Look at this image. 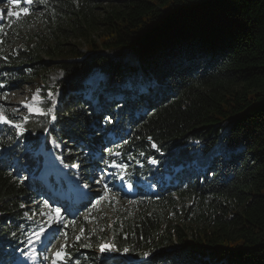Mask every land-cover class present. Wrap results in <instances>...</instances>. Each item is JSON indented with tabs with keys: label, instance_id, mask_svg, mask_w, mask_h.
<instances>
[{
	"label": "trees",
	"instance_id": "16d2710c",
	"mask_svg": "<svg viewBox=\"0 0 264 264\" xmlns=\"http://www.w3.org/2000/svg\"><path fill=\"white\" fill-rule=\"evenodd\" d=\"M110 2L118 5L100 11L97 0L39 3L31 9L42 11L46 36L8 54L0 45L6 90L36 80L47 68L43 57L58 59L62 74L44 114L27 119L19 137L0 140V264H12L37 228L26 213L41 186L39 148L49 151L50 138L73 144L85 170L87 150L104 142L100 132L111 131L127 180L140 186L146 179L157 189L140 191L148 208L192 199L200 212L199 227L175 226L169 239L157 234L155 213L115 223L113 245L137 260L130 264H264V0ZM20 9L3 25L0 44L9 30L29 23L22 13L16 20ZM98 30L97 43L87 41ZM72 38L86 39L87 55L64 50ZM95 74L104 80L89 97ZM13 139L19 144L4 151ZM59 156L79 163L70 153ZM191 210L183 208L186 220ZM83 237L72 243L71 255L79 264H99L91 249L103 237Z\"/></svg>",
	"mask_w": 264,
	"mask_h": 264
},
{
	"label": "rangeland",
	"instance_id": "374dc122",
	"mask_svg": "<svg viewBox=\"0 0 264 264\" xmlns=\"http://www.w3.org/2000/svg\"><path fill=\"white\" fill-rule=\"evenodd\" d=\"M111 0H97V4L99 6L98 11L100 9H107L110 5H118L116 3L110 2ZM21 3H25L24 1L15 0V3H7V0L4 2H0V23L2 20L8 18V12L15 11L17 5H21ZM42 11H32V15L30 17V21L27 25L20 27L18 30H9L6 33L8 40L5 44H0L3 46L5 54L11 53L17 49H25V47H31L33 44H36L39 40H36V35L41 37L46 36V30L39 22V15H41ZM100 15V14H99ZM46 30V31H45ZM1 31V30H0ZM103 31H89V39L87 41H98V35H100ZM88 37V36H87ZM86 39L83 38H72L64 43V50L68 51L71 48H76L81 52L85 53L86 55ZM42 61L46 63L47 68L45 71L40 73L36 80L31 82V84L18 86L15 85L13 89L7 93V97L5 98V92H0V106H3L4 115L10 121L20 123L23 128V124L25 123V117L29 119L32 116H39L34 112H29L26 107L23 105L25 103H33L36 106L40 107L44 110L46 104L51 101L52 90L55 86L57 80L61 79V71L56 67L58 62L57 60H48L47 58L43 57ZM104 80V77L95 74L88 82V94L89 97L94 95L93 93L96 91L98 84H100ZM37 89L40 90L39 96L43 98L41 101H32V97L36 94ZM51 93V96H49ZM60 95L57 94V98ZM123 95L117 94L115 97L113 96L112 100L121 99ZM56 101L54 99L53 103ZM14 109H19V111H14ZM45 111V110H44ZM138 115V113H135ZM34 119V118H31ZM102 136H105V133L100 132ZM18 137L20 134L14 129L10 124L0 123V140L6 141L9 140L10 136ZM109 136V135H108ZM13 137V138H14ZM13 149L17 146L16 139H13ZM49 146L51 149L48 151L41 146L37 153L41 156L42 155V168L39 170V174L37 175L38 179L42 181L43 187H46L50 181L47 179H52L51 182H55L58 190L62 191L67 198V204L79 203L81 200L89 201V207L84 210H77L70 208H50L48 209V202L45 199H36L32 205H28L27 208L29 212L26 213L28 219L33 220L34 222L41 216L42 212L44 217L48 219V222H53V244L52 247H47V251H45L46 257V264H49V259L51 255H54L57 251L69 249L74 241L78 240L79 238H84L83 234H94L96 236H102L103 238L100 240L96 247L91 249V252L94 256L98 258V262L103 259H111V258H122L123 255L116 250L113 251H105L100 252L99 248L102 244H112L113 245V227L115 223H119L121 219H127L131 216L136 214H146L151 215L155 213L160 218V226L158 235L163 239H169L171 237V232L175 226L182 227V228H191L195 229L199 227L195 220L200 215V212H195L198 210L196 202L192 199H186L184 201H179L176 199V204L173 207H168L164 209H151L145 204L142 199H137L132 196V192L129 191L130 189L119 191L121 188V184L117 182V179L114 180L113 183L109 184L103 174L101 173H94L93 177L95 176L94 182L90 183V186L84 187V180L83 178L86 173L83 172L81 166V155L77 152L74 148L73 144H66L65 141L59 143L54 141L53 139H49L48 141ZM64 146H66L64 148ZM70 150V151H69ZM110 149H106L102 147V151L100 152V156L107 158L106 155H111ZM99 151H97L98 153ZM60 153H70L79 161L76 169L78 170V175L74 174L73 177H68L67 179L63 180V176L59 175L57 171H55V166L61 165V159L59 158ZM95 161L93 164H96ZM45 168V169H44ZM99 177V178H98ZM102 178V179H101ZM62 181V183H61ZM100 181V183H97ZM118 183V184H117ZM59 184V185H57ZM62 184V188L60 187ZM107 184L108 189L111 191L108 192L107 197L101 199L105 196V189L104 185ZM110 185V186H109ZM51 187V185H50ZM52 188V187H51ZM46 190V189H45ZM56 192L57 190L54 189ZM61 193V192H60ZM62 193V194H63ZM68 193L75 194L74 198H69ZM129 194V196H128ZM44 197L48 198L50 195L43 194ZM53 196V195H52ZM97 200H101L100 204H97L96 207L93 205L96 203ZM220 202H222L220 200ZM47 204V207H45ZM226 206V205H225ZM191 207V212L189 214L188 220L185 219V215L183 212V208ZM48 209V210H45ZM56 209H60V216L57 217ZM62 217L65 219L63 220ZM194 221V222H192ZM59 222H62L59 225ZM66 234V235H65ZM47 242V241H46ZM44 240L38 241L32 247L33 249H37V245L42 246L46 243ZM31 246V245H30ZM32 249V251H33ZM148 260V259H147ZM147 260H141L139 263H143ZM126 264L130 263H137V260H125Z\"/></svg>",
	"mask_w": 264,
	"mask_h": 264
},
{
	"label": "snow or ice",
	"instance_id": "6c2138e0",
	"mask_svg": "<svg viewBox=\"0 0 264 264\" xmlns=\"http://www.w3.org/2000/svg\"><path fill=\"white\" fill-rule=\"evenodd\" d=\"M0 2H4V0H0ZM24 2L31 6L35 2V0H24ZM39 2L42 3V4H45V5L47 4V0H39ZM7 3H15V0H7ZM21 13L23 14L24 17L32 15V12H31L30 8H27V7L26 8H22V9H20V12L15 14V17H16L17 21H20L22 19ZM7 15L9 17H12L13 13L12 12H8ZM0 43H3V41L0 40ZM4 58L6 59V57H4ZM3 87H4V85L0 84V88H3ZM39 92H40V90L37 89L36 94H34L33 97H32V101H38L39 100V101L42 102L43 98H41L39 96ZM4 96L6 98L7 97V93H5ZM49 96H51V93H49ZM23 106L26 107L29 112H34V113H36L38 115H43L44 114V110L41 109L40 107L36 106L33 103H25ZM14 111H19V109H14ZM51 111H52L51 108L47 109V112L50 113ZM53 119H55V117H53ZM26 121H27V117H25V122ZM0 123L10 124L14 129H16V131L19 134L23 133V128H22V125L20 123H16V122L10 121V120H8L6 118V116L4 115L3 106H0ZM153 147H156V145L153 144ZM112 154L113 155H120V153H118V152L117 153H112ZM149 162L152 163V164L158 163V161H156L155 159H152ZM65 167H68V165H65ZM72 167H79V165H75L74 164V165H72ZM109 167H119L122 170H124L126 166L123 165V164L117 165L116 163L113 162V163L109 164ZM97 183H100V181H97ZM104 189H105V196L102 197L101 199L106 198L108 192L111 191L110 189H108L107 184L104 185ZM100 202H101V200H97L96 203L93 205V207H96V205L100 204ZM45 207H47V204H45ZM56 215H57V217L60 216V209H56ZM43 232H44V229H41L39 232L34 234L35 239H33V237L30 236V237H28V240L31 243H35L37 241H40V238H41V235H42ZM77 239H79V237H77ZM99 250L102 253L105 252V251H113V250H115V246L112 245V244H107L106 243V244L100 245ZM123 251H124V253H127L129 250L127 248H124ZM145 255H147V253H145ZM54 257L55 258L53 259L52 264H57V260L63 259V256L61 255V251H57L56 253H54ZM45 259H48V257H45Z\"/></svg>",
	"mask_w": 264,
	"mask_h": 264
}]
</instances>
